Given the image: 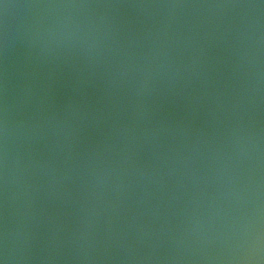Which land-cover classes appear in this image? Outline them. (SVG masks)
<instances>
[{
    "label": "water",
    "instance_id": "95a60500",
    "mask_svg": "<svg viewBox=\"0 0 264 264\" xmlns=\"http://www.w3.org/2000/svg\"><path fill=\"white\" fill-rule=\"evenodd\" d=\"M0 264H264V0H0Z\"/></svg>",
    "mask_w": 264,
    "mask_h": 264
}]
</instances>
